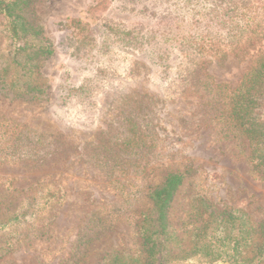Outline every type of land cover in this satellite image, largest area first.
<instances>
[{"label":"rangeland","instance_id":"374dc122","mask_svg":"<svg viewBox=\"0 0 264 264\" xmlns=\"http://www.w3.org/2000/svg\"><path fill=\"white\" fill-rule=\"evenodd\" d=\"M260 3L35 0L29 6L24 16L44 29L54 52L37 63V78L7 71L45 86L44 98L0 90V219L21 213L0 229V264H96L104 252H132L147 192L170 171L187 175L171 204L174 224L196 198L264 220V182L248 160L246 139L219 119L215 88H235L264 50ZM235 6L245 7L249 34H257L244 57L230 47ZM67 18L80 24L58 31ZM236 22L245 25L244 18ZM3 24L0 16L1 67L11 48ZM74 48L81 58L70 56ZM65 79L73 88L87 81L88 92L60 105Z\"/></svg>","mask_w":264,"mask_h":264},{"label":"trees","instance_id":"16d2710c","mask_svg":"<svg viewBox=\"0 0 264 264\" xmlns=\"http://www.w3.org/2000/svg\"><path fill=\"white\" fill-rule=\"evenodd\" d=\"M34 1L0 0L3 28L11 43L10 61L4 67L0 66V90L4 95L12 93L15 97L28 100L44 98L45 86L22 83L21 79L7 76L8 69L19 77L30 73L31 78H37L40 76L37 63L47 60L54 52L53 43L45 35L44 29L24 16ZM260 1L264 9V0ZM230 13L228 35L232 37V54L234 57H244L247 49L254 46L257 34H249L245 7H232ZM243 18L245 25L242 27L236 20ZM79 24L77 18H67L56 26L59 31ZM77 51L74 48L70 56L81 58V53ZM213 53L216 58L221 50L214 49ZM62 83L59 85L63 91L60 93V105L88 92L87 81L77 88L70 87L67 79L64 85ZM215 88L218 92L216 101L222 103L219 119L224 123L230 122L246 139L248 160L259 180L264 182V50L257 54L253 66L243 74L235 88L228 91L222 84ZM186 176V172L170 171L159 184L148 190L147 207L137 215L135 250L104 252L96 264H175L194 258L207 264L218 261L264 264V220L253 222L241 208H218L206 198H196L179 223L174 224L170 214L171 204ZM49 201L47 199L46 203ZM20 215L18 210L11 211L9 216L0 219V229L16 222Z\"/></svg>","mask_w":264,"mask_h":264}]
</instances>
